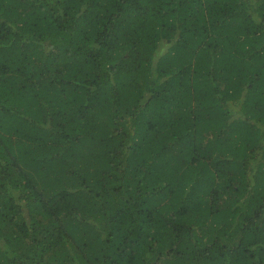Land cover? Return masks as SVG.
I'll list each match as a JSON object with an SVG mask.
<instances>
[{
    "label": "trees",
    "instance_id": "1",
    "mask_svg": "<svg viewBox=\"0 0 264 264\" xmlns=\"http://www.w3.org/2000/svg\"><path fill=\"white\" fill-rule=\"evenodd\" d=\"M0 264H264V0H0Z\"/></svg>",
    "mask_w": 264,
    "mask_h": 264
}]
</instances>
